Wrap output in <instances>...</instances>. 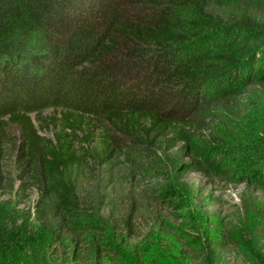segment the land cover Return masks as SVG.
I'll return each mask as SVG.
<instances>
[{
    "label": "trees",
    "instance_id": "1",
    "mask_svg": "<svg viewBox=\"0 0 264 264\" xmlns=\"http://www.w3.org/2000/svg\"><path fill=\"white\" fill-rule=\"evenodd\" d=\"M260 85L264 0H0L1 243L32 202L68 262L102 264L99 218L128 238L164 222L174 151L184 173L264 192V140L241 163L202 144Z\"/></svg>",
    "mask_w": 264,
    "mask_h": 264
},
{
    "label": "rangeland",
    "instance_id": "2",
    "mask_svg": "<svg viewBox=\"0 0 264 264\" xmlns=\"http://www.w3.org/2000/svg\"><path fill=\"white\" fill-rule=\"evenodd\" d=\"M235 101L234 113H224L225 123L214 125L220 138L206 136L202 143L223 151L228 163H241L264 140V88L250 87ZM51 114L46 110L42 115ZM41 131L51 135L48 129ZM93 131L97 142L98 131ZM182 160L177 151L160 157L164 222L152 216L139 237L128 238L97 220L95 227L109 248L102 264H264V192L246 182L184 173ZM31 207L32 202H25L6 208L17 222L9 225L10 238L0 241V264H72L31 222Z\"/></svg>",
    "mask_w": 264,
    "mask_h": 264
}]
</instances>
